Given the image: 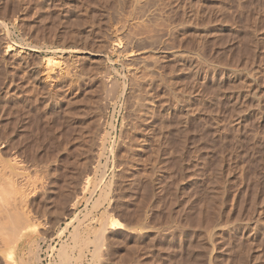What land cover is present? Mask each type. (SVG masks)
Here are the masks:
<instances>
[{
    "label": "rangeland",
    "instance_id": "374dc122",
    "mask_svg": "<svg viewBox=\"0 0 264 264\" xmlns=\"http://www.w3.org/2000/svg\"><path fill=\"white\" fill-rule=\"evenodd\" d=\"M0 23L33 219L0 264H264V0H0Z\"/></svg>",
    "mask_w": 264,
    "mask_h": 264
},
{
    "label": "bare ground",
    "instance_id": "6f19581e",
    "mask_svg": "<svg viewBox=\"0 0 264 264\" xmlns=\"http://www.w3.org/2000/svg\"><path fill=\"white\" fill-rule=\"evenodd\" d=\"M0 24H2V23H0ZM59 65H60V63H59L57 58L50 57L47 60V67L50 70H54V68L59 67ZM109 91H111V90H109ZM110 95H112V93H110ZM0 160H1L0 161V233H1L0 234V242H1V244H7L8 240H9V243L12 244L13 242H15V240L17 238L28 237V234L30 233L29 231H31L30 226H32L31 221L33 219L31 220L32 216L30 217V215L28 214L29 212H26L23 209V206L25 207V205H26L25 201H26L27 195L25 193H27V192H23L24 190L22 191V183H23L22 181H23V178L25 180L26 176L24 177V175L21 174V172H20L21 169L19 170V167L16 165L17 163L16 164L11 163V165L8 163L10 166H7L5 161H3L5 163L4 164L2 162V159H0ZM84 182H85V180H84ZM24 184H26V182H24ZM77 189H79V188H77ZM25 191H26V189H25ZM79 191H81V190H79ZM27 205H28V203H27ZM71 224H72V222H71ZM65 230H66V228H65ZM7 233H9V234L7 235ZM5 235L7 236V238H9L8 236L10 235L11 239L5 238L6 237ZM12 235L14 237H17V238H15V240H13L14 238L12 239V237H13ZM1 236H3V238H1ZM10 240H11V242H10ZM17 240H19V239H17ZM5 242H7V243H5ZM16 242H18V241H16ZM27 245H29V244H27ZM1 246L3 247V245H1ZM51 249H53V248H51ZM64 253L66 254V249H65ZM11 257H12V255H11ZM65 257L67 258L66 255H65ZM21 264H22V262H21Z\"/></svg>",
    "mask_w": 264,
    "mask_h": 264
}]
</instances>
